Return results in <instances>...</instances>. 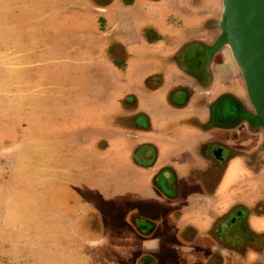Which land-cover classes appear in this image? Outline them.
Masks as SVG:
<instances>
[{
  "label": "rangeland",
  "instance_id": "374dc122",
  "mask_svg": "<svg viewBox=\"0 0 264 264\" xmlns=\"http://www.w3.org/2000/svg\"><path fill=\"white\" fill-rule=\"evenodd\" d=\"M165 2L135 0L140 33L144 18L163 26L159 19L175 4ZM116 4L123 0H0V252L6 264H132L124 223L134 195L143 196L148 183L130 157L131 123L123 116L124 104L134 102L123 98L137 93L139 108L157 116L160 130L169 129L163 117L174 108L141 84L146 61L127 57L160 52L167 40L143 33L142 45L127 46L122 55L124 39L102 26L103 13ZM187 30L172 32L178 39ZM162 137L156 136L161 145L174 141Z\"/></svg>",
  "mask_w": 264,
  "mask_h": 264
},
{
  "label": "flooded vegetation",
  "instance_id": "af4514ba",
  "mask_svg": "<svg viewBox=\"0 0 264 264\" xmlns=\"http://www.w3.org/2000/svg\"><path fill=\"white\" fill-rule=\"evenodd\" d=\"M174 1L167 7L169 28L176 32L196 19L197 40L181 42L171 31L157 59L145 49L127 56L146 61L140 80L157 81L149 88L153 95L167 97L170 89L174 108L163 117L172 124L168 130L137 104L124 108L134 143L130 157L148 183L143 196L134 195L124 225L131 263L264 264V133L220 35L221 0ZM134 4L123 0L102 18L103 32L113 30L126 46L129 35L139 40ZM160 134L173 143L161 145ZM235 242L245 245L241 254Z\"/></svg>",
  "mask_w": 264,
  "mask_h": 264
},
{
  "label": "water",
  "instance_id": "95a60500",
  "mask_svg": "<svg viewBox=\"0 0 264 264\" xmlns=\"http://www.w3.org/2000/svg\"><path fill=\"white\" fill-rule=\"evenodd\" d=\"M219 29L264 133V0H221Z\"/></svg>",
  "mask_w": 264,
  "mask_h": 264
},
{
  "label": "crops",
  "instance_id": "0c3cea01",
  "mask_svg": "<svg viewBox=\"0 0 264 264\" xmlns=\"http://www.w3.org/2000/svg\"><path fill=\"white\" fill-rule=\"evenodd\" d=\"M162 1V0H161ZM170 0H168V1H166V3L167 2H169ZM160 2V1H159ZM155 4V3H154ZM167 7H169V6H167ZM221 11V10H220ZM169 12H167V10L163 13V19H159V20H162L161 21V24L163 25V26H160V24H158L159 22H158V20L155 22V21H153V20H148V19H145L144 18V22L142 23L143 24V26H142V30H147V29H149V35L148 36H150V34L151 33H153V34H157V40L159 41V42H161L162 41V43L163 42H165L166 40V42L165 43H167V42H169V40H170V36H169V32L167 33V31H165V26L167 25L168 26V23L166 22V20H167V14H168ZM124 18V17H123ZM122 18V19H123ZM165 18H166V20H165ZM128 18L126 17V20H127ZM191 24L190 25H188L187 27H184L183 29H178L176 32H178V31H182V30H184V29H190L189 30V32H188V30H187V33L186 34H184V36L183 37H181V38H178V40L179 41H181V42H184V41H186V40H189V39H192V40H197V36L195 35V33L197 34V31H196V28H195V26L196 25H194L195 23H196V19H192L191 20ZM164 23V24H163ZM157 32V33H156ZM184 32H186L185 30H184ZM139 37L137 36V38H139V40L138 41H133V43H134V45H142V42H143V40H142V36H144V34L142 35V33H140V31H139ZM188 34V35H187ZM142 35V36H141ZM130 37H131V35H130ZM164 37H165V39H164ZM178 37V36H177ZM123 39V38H122ZM198 40H199V37H198ZM152 42V40L151 39H149V41L147 42L146 41V43H151ZM144 44V43H143ZM132 45V44H131ZM146 45V44H145ZM124 46L125 47H127L125 44H124ZM128 47H130V46H128ZM147 48H148V46H147ZM146 50V49H145ZM147 52H148V55L150 56V57H153L154 59H157L158 57H160V55H158V53L159 52H152V51H149L148 49L146 50ZM154 61V60H153ZM158 62V61H157ZM144 81H141V84L142 85H145L146 84V86H147V89L148 88H153V87H155V86H157V81H155L154 79H148L147 80V82H144ZM167 85H170V84H167ZM167 85H165V86H163V88H161L162 89V93H163V91H164V87H166ZM168 87V86H167ZM246 89V88H245ZM149 90V89H148ZM170 89L168 90V95H167V97H166V99H167V101H169L171 104H173L172 103V101H171V99H170V97H169V95H170ZM165 92V91H164ZM130 95H132V93H130V94H128V97H126V98H123V99H132V97H130ZM134 96H135V101H134V103L135 104H137L138 105V103H139V95L137 94V93H135L134 92ZM123 101V100H122ZM133 101V100H132ZM125 102V101H124ZM126 106H125V104H124V108H125ZM138 108H139V105H138ZM159 123H157V125H158ZM169 124V123H168ZM172 124H169V126H171ZM126 224V222L124 223V225ZM234 252L235 253H237V254H241L243 251V249L245 248V245L244 244H238V242H235L234 243ZM242 264V263H241Z\"/></svg>",
  "mask_w": 264,
  "mask_h": 264
},
{
  "label": "trees",
  "instance_id": "16d2710c",
  "mask_svg": "<svg viewBox=\"0 0 264 264\" xmlns=\"http://www.w3.org/2000/svg\"><path fill=\"white\" fill-rule=\"evenodd\" d=\"M1 250H2V248L0 247V251ZM0 264H6L4 257H2V255H1V252H0Z\"/></svg>",
  "mask_w": 264,
  "mask_h": 264
}]
</instances>
